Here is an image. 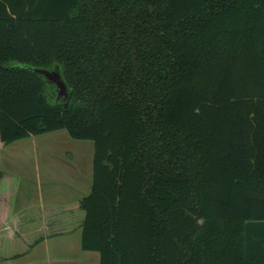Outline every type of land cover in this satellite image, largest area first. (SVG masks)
<instances>
[{"label": "trees", "instance_id": "trees-1", "mask_svg": "<svg viewBox=\"0 0 264 264\" xmlns=\"http://www.w3.org/2000/svg\"><path fill=\"white\" fill-rule=\"evenodd\" d=\"M57 130L99 264H264V0H0V148Z\"/></svg>", "mask_w": 264, "mask_h": 264}, {"label": "crops", "instance_id": "crops-1", "mask_svg": "<svg viewBox=\"0 0 264 264\" xmlns=\"http://www.w3.org/2000/svg\"><path fill=\"white\" fill-rule=\"evenodd\" d=\"M63 156L43 153L31 165L29 156L0 153V264H99L98 252L81 248L78 226L93 152L86 165Z\"/></svg>", "mask_w": 264, "mask_h": 264}, {"label": "rangeland", "instance_id": "rangeland-1", "mask_svg": "<svg viewBox=\"0 0 264 264\" xmlns=\"http://www.w3.org/2000/svg\"><path fill=\"white\" fill-rule=\"evenodd\" d=\"M0 149H2L0 152L1 155L8 152L10 154L14 153L26 155V157L29 156L30 159L28 158L27 162L31 165L38 163L37 155L41 157L43 153L54 154L55 152L62 153L67 151L68 156L63 157L69 160L73 165L79 163L86 165L88 164V161L89 164L91 163L93 143L91 140L73 139L65 130H57L38 135H31L26 139H18L1 146ZM88 167L90 168V166H87L86 168L88 169ZM29 169L33 168L30 167ZM53 173L55 174L56 172ZM57 173L56 175H58Z\"/></svg>", "mask_w": 264, "mask_h": 264}, {"label": "water", "instance_id": "water-1", "mask_svg": "<svg viewBox=\"0 0 264 264\" xmlns=\"http://www.w3.org/2000/svg\"><path fill=\"white\" fill-rule=\"evenodd\" d=\"M33 70L39 74H42L48 82L54 84L58 97L64 98V103L66 104L68 100L67 85L61 77L58 67H54L52 69L33 68Z\"/></svg>", "mask_w": 264, "mask_h": 264}]
</instances>
